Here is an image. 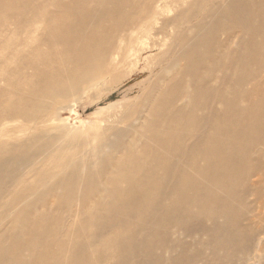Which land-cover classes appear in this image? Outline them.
Listing matches in <instances>:
<instances>
[{
    "label": "bare ground",
    "instance_id": "6f19581e",
    "mask_svg": "<svg viewBox=\"0 0 264 264\" xmlns=\"http://www.w3.org/2000/svg\"><path fill=\"white\" fill-rule=\"evenodd\" d=\"M38 1L0 0V15L19 10L24 38L39 23L27 58L30 71L43 65L40 82L27 75L0 97V130L27 126L25 138L0 143V264H249L264 240L244 207L252 197L264 209V0L213 3L214 27L204 0ZM171 4L179 15L159 23ZM105 24L146 26L121 58L153 54L130 75L147 74L148 86L122 93L123 110L95 135L43 128L68 83H99L93 51Z\"/></svg>",
    "mask_w": 264,
    "mask_h": 264
},
{
    "label": "rangeland",
    "instance_id": "374dc122",
    "mask_svg": "<svg viewBox=\"0 0 264 264\" xmlns=\"http://www.w3.org/2000/svg\"><path fill=\"white\" fill-rule=\"evenodd\" d=\"M43 1L46 2L47 0L38 1V2H36V4H38L40 2L42 3ZM186 1L188 3V6H189L195 0H186ZM56 2H58V0H52L51 4H54ZM226 2H227V0H204V5H203L204 7H201L202 15L203 16L208 15V10H207L208 6L211 7L213 3L220 4L221 6H224L226 4ZM48 4H50V0L48 1ZM173 7L176 9L175 10L171 9ZM49 9H52V7H49ZM188 10H189V8H188ZM174 11H176V13ZM16 12L14 13L15 16H13V17H11L9 13H7V14L5 13V14L0 15V30H1L0 33L2 35L3 32H6L5 34H3L4 36H0V39H2L0 41L3 42L2 45L9 42L8 43L9 47H7L6 44L3 45L5 47H7L6 50H5V47H2L1 42H0V45L2 47V49L0 48V52H2L4 50L3 53H0V55H1L0 62L2 61L0 63V72H1L0 73V97L4 91L9 90L10 88H13L12 86H10L12 83L15 84L18 80L25 78L27 75H28L27 80H33L36 82L41 81L40 77H35L34 75H36V72L39 71L38 68L39 69L43 68V65L33 64L32 67L34 68V71H30L29 65L31 64V61H29V59L27 58L28 53H30L38 45V41L40 39L41 27L40 26L37 27V25H39V23H37L35 25L36 29L33 32H31V34L28 35V37L24 38L23 34L17 33V31H18L17 29L19 27V22L21 21L22 18L19 17V15H20L19 10H16ZM167 12H169V13H167ZM179 12H180V9L177 8L176 6H174L172 4L167 5L165 7H161V9H159V13L161 16L158 15L159 17L157 16L156 19L159 18V20H161V21H158V22L161 23L162 18L164 19L166 17V19H169V18H172L175 16L177 17L179 15ZM188 13H189V15H191V12H188ZM24 15H27V14L24 13ZM162 16H164V17H162ZM207 19H208L207 22H209V23L212 21L211 23L213 24V27L217 25V23H216L217 20H218L217 22H219L218 16H216V14H214L212 16H211V14H209ZM8 20H10V21H8ZM2 24L5 25V26H3L4 28L1 26ZM11 26H12V28H11ZM157 26H159V25H157ZM76 27L78 30H81L82 29L81 23L78 22ZM2 28L5 30H3ZM10 28L13 29V32H12V30L10 32L7 31V29L9 30ZM144 28H146V26H144ZM144 28L143 27L141 29L139 28L140 30L137 28V29H135L136 31L135 30H128V29H122L119 31H115L114 29L108 27L107 24L102 26L101 27L102 34L100 36V43H98L95 46L94 51H93V61L96 62V67H97L96 74L100 78L99 83L97 84V82H95V83L93 82L94 84H97V86H95L93 88L94 91L90 88L91 84L87 85V84L83 83L82 81H80V83L78 84L77 87H73V82L68 83L70 86V89H69L67 96L64 99H59L58 104L56 106H54L52 109L46 110L44 112V114H43V116H45L44 121H47V124L43 125L42 127L45 129H47V128L54 129V131H55L54 133H59V131L62 130V127H67L69 130H73V132H75V131L78 132L83 138H87V135L85 134L86 131H90V134L95 135L98 130L107 127V119L110 116H112L115 113L119 114L123 110L121 103L123 101H125V99H126V97H123V95L127 90L133 88L132 94L129 97H127L128 99H134V98L140 96L142 91L138 90V87L140 86V87H143V89H145L149 84L147 82L143 83L146 80L147 74H140V73L136 72L132 76H130V75L133 72H135L137 67H139V66L141 67L143 65L151 64V62L153 60V57H152L153 54L152 55L151 54H145L143 56V59H142L143 61L141 60V62L136 64V65L130 61L124 60L121 57H122V55L126 54L127 50L130 47L135 49V50L140 48L141 44L140 43L135 44L134 41H136L135 39H137L138 36L141 37L142 34L144 35V32H145ZM129 31L131 33H128ZM142 31H144V32H142ZM135 32L137 34H135ZM12 34H14V35H12ZM15 36H16V38L18 37V39H15V38L13 39V37H15ZM34 36H35L36 40L34 38H32ZM2 37H4V38H2ZM224 37H225V35H223L221 38L223 39ZM10 40H12V41H10ZM33 40H34V42H33ZM26 41H27V43H26ZM12 42H13V45H12ZM22 43H23V45H22ZM29 43L30 44L33 43V44L29 45ZM25 45H26L27 49L24 48ZM14 46H15V48L18 47L17 48L18 50H16L14 48ZM22 47L24 49H22ZM59 49H61V47L57 48V50H59ZM4 52H6V54ZM16 53L17 54L19 53V55H17ZM2 54H4V55H2ZM11 54L13 56H11L12 58L10 57L11 59L9 58V60L11 61L10 62L11 65H10L9 61L7 60L8 59L7 56L8 55L10 56ZM5 57L7 59L4 61ZM144 58H145V60H144ZM5 62H8V64L6 65ZM3 63L5 64L6 67L3 66ZM13 66L16 67L18 71L15 70L16 68L14 69ZM86 68L87 67L80 68V73L81 74L85 73ZM105 68H107V69H105ZM1 69H3V70H1ZM14 70H15V73H14ZM75 72H74V74H75ZM69 73H67V74L63 73V75L66 76ZM8 74L11 75L12 78H9ZM12 74H14V76ZM87 75H89V74H87ZM3 77H4V79H6V82L3 81L4 80ZM110 87L113 88L112 91L109 90ZM84 91H86V92H84ZM98 93L99 94L101 93V94L99 95ZM109 93H113L112 97H106V98L98 101V98L105 96L106 94H109ZM122 93H123V95H122ZM87 94L89 96H87ZM2 99L4 100V97H2L0 100L2 101ZM115 103H118V105H116L114 109H111V106H113L111 104H115ZM137 105H138V101H134L132 104V107H136ZM2 110H3V105H2ZM49 121H52V122L54 121V123L49 122ZM12 126H14V129L12 128ZM19 126H21V127H19ZM126 126L127 125L117 126V131L123 130L124 128H126ZM26 129H27V126L23 125L21 123H12V124L7 125L6 128L0 130V143H16L15 140H17L18 137H20L19 139H23L27 136V133L20 132L21 130H26ZM15 135H16L17 139L15 138ZM11 137L13 139L14 138L15 139L12 140ZM11 140L13 142H11ZM245 182H248V181H244L243 182L244 184L242 183V186L240 187V189H242L243 193L246 192V194H248L250 191L251 182L249 181L246 184V186H245ZM244 189H245V191H244ZM239 191H240L239 195L243 196V193H241V190H239ZM253 202L254 201H253L252 197H247V201H245L244 207L247 209V212H249V210L251 211V209H254V211L257 212L255 215H257V214L258 215L255 216V218L253 217V220H255V222L257 220L256 223L259 224V225L257 224L259 227V226H262V224L264 225V222L260 223L258 221V219L260 220L261 217H264V209L257 207V209L255 210L257 201L254 203ZM257 206H258V203H257ZM245 210L244 211L242 210L243 214H246ZM261 214H263V215L261 216ZM252 215H254V214H252ZM190 222L191 221H189V223ZM244 225H246V224L244 223ZM257 225L255 227H257ZM262 228H259V229L261 230ZM263 241H261V242H259V244L255 245V247L252 249L253 252H252V250H250V254L252 256H251V261L249 264H261V262H262V264H264V249H263L264 242ZM261 243H262V245H261ZM260 245H261V247H260ZM260 249H262L263 251Z\"/></svg>",
    "mask_w": 264,
    "mask_h": 264
}]
</instances>
